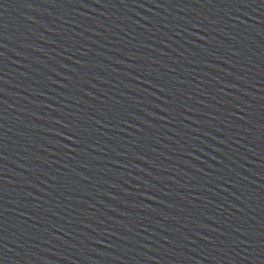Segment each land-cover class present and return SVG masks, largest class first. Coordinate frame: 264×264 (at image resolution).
Instances as JSON below:
<instances>
[{
    "label": "water",
    "instance_id": "95a60500",
    "mask_svg": "<svg viewBox=\"0 0 264 264\" xmlns=\"http://www.w3.org/2000/svg\"><path fill=\"white\" fill-rule=\"evenodd\" d=\"M264 16V0H0V113L97 62Z\"/></svg>",
    "mask_w": 264,
    "mask_h": 264
}]
</instances>
